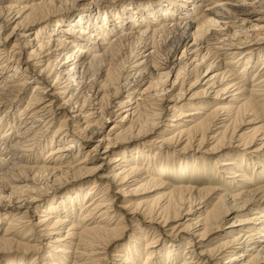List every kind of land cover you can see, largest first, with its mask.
Returning <instances> with one entry per match:
<instances>
[{
	"label": "bare ground",
	"instance_id": "1",
	"mask_svg": "<svg viewBox=\"0 0 264 264\" xmlns=\"http://www.w3.org/2000/svg\"><path fill=\"white\" fill-rule=\"evenodd\" d=\"M186 80L203 88L186 95ZM1 109L0 206L11 208L0 257L29 249L10 236L27 230L49 238L36 264H103L125 226L121 213L111 221L113 183L130 196L122 210L185 240L168 245L155 225H140L113 261L264 264V0H0ZM48 132L45 157H33ZM205 151L224 154L211 167ZM207 168L224 187L179 181ZM68 175L79 185L71 193ZM52 186L62 197L39 206ZM217 230L221 239L207 241ZM24 259L6 264H34Z\"/></svg>",
	"mask_w": 264,
	"mask_h": 264
},
{
	"label": "rangeland",
	"instance_id": "2",
	"mask_svg": "<svg viewBox=\"0 0 264 264\" xmlns=\"http://www.w3.org/2000/svg\"><path fill=\"white\" fill-rule=\"evenodd\" d=\"M11 27H12V24L11 25H8L6 28H4V30H1V35H3V34H5V33H7L8 31H10V29H11ZM162 55V56H161ZM262 55V54H261ZM164 55L163 54H160V58L162 59V57H163ZM159 59V58H158ZM156 59V62L158 61V62H160L161 61V59ZM240 66H236L235 67V70L237 69V71H239L240 70V68H239ZM187 82L185 83V85H184V89H187L188 88V90L186 91V95H190V93L192 94L194 91H199V90H201V88H203L202 86H200V85H198V84H194V85H192V86H190V83H191V81L189 82L188 80H186ZM201 83H203L204 81H203V79L200 81ZM177 83V82H176ZM250 84H252L250 81L247 83V88H249L248 86H250ZM31 85H32V83H30V85L28 86L29 88H31ZM178 85H176L175 87H174V89L175 88H178L177 87ZM191 87V88H190ZM199 87V88H198ZM30 90V89H29ZM170 91V90H169ZM177 91V90H176ZM172 92V91H171ZM174 92V91H173ZM167 93H169V92H167ZM209 93V92H208ZM138 93H137V95H135V99L136 98H138ZM187 97V96H186ZM124 99V98H123ZM122 100V99H121ZM133 100H134V98H133ZM198 100H200L199 98H197V97H193L192 99H190V101L191 102H198ZM189 100H182L181 101V105H185L187 102H188ZM24 104V101L22 102V105ZM21 105V106H22ZM17 109V108H16ZM3 110L4 109H1L0 110V121H2V120H4L5 119V117H6V114H8V112H3ZM6 110V109H5ZM9 111V110H8ZM122 112V111H121ZM170 112V111H169ZM124 113V112H123ZM123 113H122V115H123ZM263 114H262V112H261V116H262ZM165 118V117H164ZM15 119H16V117H15ZM118 119V117H113V116H110L109 118H107V122H106V124L105 125H103V129H104V131H106L109 127H110V125H112L113 124V122H114V120H117ZM244 128L246 127V125H244L243 126ZM244 130H246V129H244ZM4 131V128H2V129H0V135L2 134V132ZM159 131V130H158ZM50 133L51 132H48L47 133V135L43 138V140L41 141V143L40 144H38L37 145V147L32 151V152H30L31 153V155H33V157H39V158H43V157H45V155H46V152L49 150V148L50 147H46V142H47V139L49 138V135H50ZM152 135H154V134H152ZM151 139H152V137H151ZM213 144V142H212V139L211 140H208V141H205L203 144H202V147H203V149H209L210 147H211V145ZM93 145H94V140L92 141V140H90V141H87V144H86V146L83 148V151H84V153H83V155L86 153V152H88L90 149H92V147H93ZM36 154V155H35ZM204 157H205V159H204V161H205V163H204V165H206V166H213L212 164V161H214V158H216V157H218V156H220V155H222V154H224L222 151L221 152H215V153H211V152H203V153H201ZM84 157V156H83ZM100 158V157H99ZM97 160H95L94 159V161H95V163H99V161H102V160H98V157L96 158ZM30 162H31V159L29 160ZM101 164V166H100V172H101V174H105L106 173V171H107V169L109 168V165L108 164H106V162L105 161H103V162H101L100 163ZM210 168V167H209ZM209 168H207V169H209ZM209 171V173L206 175V174H204V175H202V174H199V175H194V176H190L191 174L189 173L188 174V172H186V173H183V172H181V173H179L178 174V177L180 178L179 179V181H181V184L182 185H185V184H190L191 186H196V188H204V187H207V186H209V185H213V186H216V187H224V185H222L224 182H223V177L222 178H212V173L210 172L211 170L209 169L208 170ZM167 172V174H169V175H171L172 176V171L169 169L168 171H166ZM173 172H174V169H173ZM190 172V171H189ZM211 173V174H210ZM87 176V178H90V177H88V175L87 174H85V175H82V177H86ZM100 176V175H99ZM227 176V175H226ZM169 177V176H168ZM72 177L70 176V175H68L67 176V180L66 181H63L64 183L63 184H67V187H69V186H71L73 183L75 184V186H71V187H73V188H67L66 190H64L65 192H67V191H69L70 193L71 192H73V190L74 189H79V185H77L76 184V182H74V180H73V182H72V184H69V182H71L70 181V179H71ZM161 178H163V177H161ZM170 178V177H169ZM168 178V179H169ZM97 180H99L98 178H96ZM83 180H86V179H83ZM89 180V183L90 182H92L93 180H92V178L91 179H88ZM163 180H165L164 178H163ZM225 180H226V178H225ZM42 181H40V183H41ZM101 182H104V183H102L101 185L103 186V185H106V181H102L101 180ZM168 182L169 183H171V184H173V182L174 181H171V180H168ZM192 183V184H191ZM88 184V183H87ZM83 185V184H82ZM202 185V186H201ZM84 187V189H86V188H88L87 186H85V185H83ZM110 186V188H109V191H108V194H107V196L108 197H111V199H112V205H113V207H112V209H114L115 210V212H116V214H114V217H112V219H111V221H114V223H116V221L117 220H119V214L121 213V216L123 217V219H125V220H123V219H121L122 220V222H124V224H125V226L123 227V229H121L120 230V232H119V234H118V236L113 240V242H115L116 243V245H115V247L113 248V247H109L108 248V252H107V254H105V255H102V258H104V260H103V264H119L117 261H113L112 259V253L114 252V251H116L117 249H119L120 247H122V245L124 244V243H126V242H128L130 239H132L135 235H137L138 233H139V231L140 230H138V228L140 227V225H141V227L143 226V227H146V226H154L155 225V227H156V229L157 230H160V235H161V237H163V240L164 239H166L165 241V243H169V240L168 239H171V241L173 240V242L174 243H181V247L183 248V247H185V240H176V239H174V238H172V236H166V235H168V233L167 232H165L166 230H164L165 228L162 226V224L161 223H158V222H152L151 224H149L147 221H148V218H145V217H142V216H140L138 213H136L135 214V216L133 217V214H130L129 213V211L128 210H125L124 211V209L122 210L121 208H120V206L122 205V204H124L123 203V198L124 197H130V196H124L120 191H119V189L118 188H116V186L115 185H113V183L112 184H110L109 185ZM198 186V187H197ZM82 187V186H81ZM226 188L228 187V185L227 186H225ZM54 187L52 186V188H50V189H48L46 192H45V196L46 195H48V197L46 198V200L45 201H42V202H38V205L40 206V205H49L50 203H52V201L54 200V201H56L57 199L59 200L61 197H62V195H61V193L60 194H56L55 196H53V195H51V194H53V193H51L53 190ZM96 188V187H95ZM98 188H100V187H98ZM98 188H97V190H98ZM102 189V188H101ZM227 189H229V188H227ZM63 191V192H64ZM117 191V192H116ZM62 192V191H61ZM163 192V191H162ZM164 192H166V191H164ZM141 195V194H140ZM131 197H133V196H131ZM35 201H38V200H35ZM213 202H214V200H212ZM211 201V202H212ZM6 202V201H5ZM212 202V203H213ZM1 203H3V202H1ZM7 204V203H6ZM10 206H0V235L3 233V230L6 228V220H4V219H1V213H3L4 212V210L6 211V210H10ZM27 211V212H25V217L26 218H24V220L25 219H29L31 222H35L36 221V214H38V212H36L33 208H29V209H25V208H22L21 209V213H23L22 211ZM29 210V211H28ZM37 211H38V209H37ZM127 211V212H126ZM118 213V214H117ZM123 214V215H122ZM137 218V219H136ZM234 217H233V215H230V216H228L227 217V219L224 221V223H225V225L226 224H228L229 222H230V220L231 219H233ZM78 218H76L75 220H77ZM115 219V220H114ZM96 220H99V217H96ZM148 223V224H147ZM135 224H137V229L135 228ZM67 228H68V226H66ZM66 227L63 229V231H65L66 230ZM155 231V230H154ZM20 232V231H19ZM19 232H14V233H11L10 234V236H12V239L16 242H28L30 245H31V247L29 248V249H27V250H16V249H11V250H8L7 251V253H6V255H7V257H6V255H5V257L4 258H2V257H0V264H6V262H8V260H10V258H12V257H14L15 259H17L18 257H20V256H23L25 259V261H28V262H31V261H33L34 260V264H36V261H40V259H41V257H42V254H43V245L45 244V242H48L49 241V238H40V240H36V239H39L37 236H36V233L35 232H32V234L31 235H29V231H21L20 233ZM164 234V235H163ZM170 234V233H169ZM220 231L219 230H217V231H215V232H213L212 234L210 233V234H208L207 235V241H210L211 243H214V244H216L217 243V240L218 239H221L220 237ZM21 235V236H20ZM163 235V236H162ZM23 236H25V238L23 237ZM32 236V237H31ZM119 237V238H118ZM33 238V239H32ZM25 239H26V241H25ZM36 241V242H35ZM170 241V242H171ZM145 242V241H144ZM146 242H149L148 240L146 241ZM145 242V243H146ZM37 243V244H36ZM49 243V242H48ZM213 244V245H214ZM169 245V244H168ZM110 249V250H109ZM4 255V254H3ZM106 260V261H105ZM180 260V258L179 259H177L176 260V262L174 261L173 262V264H178L177 262ZM11 261V260H10ZM16 261V260H15ZM105 261V262H104ZM113 262V263H112ZM71 263V261H69V262H67V264H70ZM142 263V262H141ZM17 264H19V262L17 263ZM26 264H29V263H26Z\"/></svg>",
	"mask_w": 264,
	"mask_h": 264
}]
</instances>
